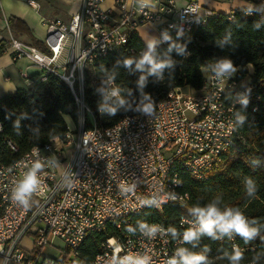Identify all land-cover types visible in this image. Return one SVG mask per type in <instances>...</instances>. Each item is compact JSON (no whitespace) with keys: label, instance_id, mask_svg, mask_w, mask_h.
Here are the masks:
<instances>
[{"label":"built area","instance_id":"2783aa9c","mask_svg":"<svg viewBox=\"0 0 264 264\" xmlns=\"http://www.w3.org/2000/svg\"><path fill=\"white\" fill-rule=\"evenodd\" d=\"M105 2H108L104 5ZM264 8V0H252ZM36 6L33 0H28ZM153 6L139 10L133 0H80L68 20L43 18L45 36L41 49L12 33L0 36V54L12 59L28 58L44 81L54 74L68 84L80 111L89 108L83 100L85 72L98 56L124 46L130 34L139 36L138 28L152 24L156 37L165 30L172 38L183 36L206 24L219 13L234 18L236 9L220 12L205 0H152ZM248 16V15H246ZM164 44V43H162ZM128 51L133 52V48ZM63 57V59H62ZM101 79V78H100ZM235 73L216 82L208 72L202 90L172 89L159 100L151 116L126 114L111 126H102L92 117L90 126L81 120L63 137H52L41 146H33L10 164L0 163V256L3 264H67L78 255L83 239L101 232L108 223L115 225L116 236L101 244L92 264H134L141 256L151 257V264H166L179 240L171 236L148 239L135 226L132 217L146 207L161 211L169 202H187L182 190V176L207 179L220 164L222 156L235 141L234 105H241V95L251 89L252 110L259 96L248 83L237 86ZM114 87H117L115 84ZM232 91L234 102H226ZM242 106V105H241ZM1 131V123H0ZM11 151L17 147L5 142ZM56 158L58 166L47 164L39 174L41 185L23 209L11 199V190L23 172L24 163L37 158ZM72 174V175H71ZM71 180V187L65 181ZM175 194L176 199H169ZM156 200L159 206L148 203ZM194 218L181 216L177 230L183 231ZM158 224L156 221H145ZM136 228L135 234L126 229ZM33 235L31 248L21 239ZM60 239L65 251L60 256L46 253L43 246ZM203 239V238H202ZM221 241V240H218ZM231 250L238 246L230 240ZM244 251V247H240Z\"/></svg>","mask_w":264,"mask_h":264},{"label":"trees","instance_id":"16d2710c","mask_svg":"<svg viewBox=\"0 0 264 264\" xmlns=\"http://www.w3.org/2000/svg\"><path fill=\"white\" fill-rule=\"evenodd\" d=\"M248 1L252 3V0ZM253 8L259 11L248 16L241 9H236L232 19L219 13L211 17L205 25L193 29L189 36H182L178 40L174 37L177 43L185 45L186 53H170L175 67L165 70L163 81H156L151 76L148 78L144 92L152 97L154 109L157 102L172 89L188 87L189 90H202L209 72L207 64L229 57L237 67L236 78L239 80L248 75V84L259 98L254 101L257 107L255 111L252 110V105H234L235 141L208 178L197 180L187 175L182 176V190L189 193V200L166 203L161 211L146 207L133 215L135 226L140 221H156L167 228H177L181 216H191L188 209L198 197L202 198L201 203H205L215 195H222L225 204L238 207L249 219L264 224V8L255 2ZM7 21L15 34L30 33L23 19L12 15ZM257 22L260 24L258 29L254 26ZM33 45L41 47L37 40H34ZM129 48L134 51H128ZM144 48L141 38L132 33L124 46L95 58L91 68L100 77L104 75V69L109 72L115 70L117 75L114 84L125 95L130 89L132 95L127 98L138 103L140 92L136 82L141 73H129L122 66H117V61L126 57H138ZM167 48V43L160 44L157 51L164 53ZM100 86L99 78L94 80L85 77L83 100L89 108V112H84L85 115L89 114L102 126H111L126 114L139 113L121 110L114 117L99 113L97 106L101 96L96 89ZM226 102H234L232 91L227 93ZM24 114L27 118H21ZM79 116L78 103L67 83L54 74H48L44 81L40 80L39 73L31 76V85L27 89H18L0 97V163L10 164L33 146H41L52 137H63L69 130L66 117L77 123ZM18 119L21 125L20 135L13 128ZM90 125L86 120L85 126ZM7 140L15 144L16 151L9 150L5 144ZM253 161L258 163L253 164ZM246 177H251L257 185L256 195L252 198L246 195L243 184ZM116 235L115 225L108 223L103 231L86 236L78 247L77 257L70 258L67 264H92L101 244L108 237ZM261 236H264V229ZM234 240L238 246L245 248L242 251L245 257L242 264H249L258 253H264V240L259 237L247 244L239 237H234ZM204 245L211 249L208 255L212 264H228L221 257L225 251H232L230 239L224 237L221 241H213L205 237L200 241L199 247L193 250L199 251ZM259 264H264V255L260 257Z\"/></svg>","mask_w":264,"mask_h":264},{"label":"clouds","instance_id":"9594fccd","mask_svg":"<svg viewBox=\"0 0 264 264\" xmlns=\"http://www.w3.org/2000/svg\"><path fill=\"white\" fill-rule=\"evenodd\" d=\"M134 4L139 10L150 8L153 6L152 0H133ZM254 11H259L256 8H247L246 15H251ZM257 29L260 24L257 22L254 25ZM183 36L182 31H177V40ZM167 30L163 31L159 38L154 37L146 41L145 48L138 57H126L122 61H117V66H122L129 73L139 71L141 75L137 80V89L140 92V99L138 103H134L127 97L132 95L130 89L127 90L126 95L120 87H114L117 73L115 70L109 72L104 69V75L101 77V86L96 89L100 94L101 99L98 102L97 110L104 115L114 117L118 112L134 111L139 112L145 116L153 114L154 101L152 97L144 92V88L148 83V78L154 77L156 81L164 80V73L166 69H173L175 62L170 56V53L175 51L177 54H185V45L177 43ZM167 43L168 48L164 53H159L157 48L160 44ZM207 68L211 73L212 79L216 82H223L229 79L237 71V67L229 57H223L213 60L207 64ZM251 89H247L241 95L240 103L246 107L249 103V94ZM21 118H27L24 114ZM242 125L243 118L240 119ZM14 131L17 135L22 134L20 129V120L14 122ZM56 158L40 159L39 157L31 162V164L24 163L23 167L26 169L22 177L16 181L11 190V199L14 203L25 210L31 208V200L36 194L41 185L39 174L44 170L46 164L49 167L58 166ZM258 161H253V164ZM72 175V174H71ZM65 186L71 187L72 181L64 182ZM246 195L252 198L256 195L257 185L251 177H246L243 181ZM169 199H176L175 194H171ZM202 198L198 197L194 204L188 209L191 216L194 218L190 222V226L182 232L177 228L169 226L167 229L158 224H149L147 222H138V230L148 239H155L157 234L160 236H171L173 240H179L181 245H190L191 247L180 246L174 250L170 258L166 260V264H212L208 253L211 251L210 247L204 245L199 251H194L200 245L202 238H209L213 241L222 240L224 237L233 239L239 237L246 244L257 239L258 237L264 240L261 236V231L264 229V224H260L255 219H249L238 207H231L224 203L222 195H215L205 203H201ZM150 205L159 206L156 200L148 201ZM221 204L224 206L221 207ZM126 231L130 234H135L136 228L129 226ZM264 253H258L254 258V264H259L260 257ZM222 259H225L228 264H242L245 257L238 246H233L231 252L225 251ZM123 264V261L120 262ZM134 264H151V257L148 255L141 256L134 261Z\"/></svg>","mask_w":264,"mask_h":264},{"label":"crops","instance_id":"0c3cea01","mask_svg":"<svg viewBox=\"0 0 264 264\" xmlns=\"http://www.w3.org/2000/svg\"><path fill=\"white\" fill-rule=\"evenodd\" d=\"M33 1L36 3V6L30 5L28 3V0H0V36L6 37L10 32L14 36L27 43L34 44V40H37L41 46L40 48L45 49L42 42L45 36V26L42 22L44 16L42 14V11L38 8L39 0ZM205 1L206 5L216 10H219L218 6L222 5L220 2H225L223 4H225L226 7H224L223 10H220L222 12H226L230 8H245L253 5L248 0ZM79 2L80 0L78 1L75 9L73 11H70L69 18L71 14L78 8ZM12 15L19 17L25 21V24L27 25L30 32L29 34H15L9 28L7 20ZM69 18L63 20H68ZM145 25H150L155 31V28L152 24ZM37 73H40V70L34 64H32V62L28 58L22 57L14 60L7 54H0V97L5 94L13 93L18 89H27L31 85V76ZM189 89L190 88L188 87L182 88V90L184 91H188ZM22 247L25 248L24 246ZM0 264H3V259L1 256Z\"/></svg>","mask_w":264,"mask_h":264},{"label":"rangeland","instance_id":"374dc122","mask_svg":"<svg viewBox=\"0 0 264 264\" xmlns=\"http://www.w3.org/2000/svg\"><path fill=\"white\" fill-rule=\"evenodd\" d=\"M79 0H39L38 8L42 11V14L45 19L47 18H53V17H59L62 19H67L69 18V13L70 11H73L78 4ZM226 1H231V0H226ZM236 1V0H235ZM108 2H105L107 4ZM222 5L218 6L219 10H223L224 7H226L225 2H220ZM256 6V5H255ZM222 12V11H220ZM138 33L140 35L141 40L143 41L144 44H146V41L149 39H152L156 37V32L150 25H142L138 28ZM85 77H90L94 80L99 78L101 82V77L96 74V72L91 68V66L87 67V70L84 74ZM249 81L248 75H245L243 78H239L237 86H242L245 85ZM87 111V110H86ZM88 112V111H87ZM81 120H88L91 122L92 116L85 115L84 111H80V116L78 119V123ZM66 121L68 124L69 130H73L74 126H77L78 123H73L72 120H70L68 117H66ZM33 239V235L31 233H26L22 239H21V245L24 246L25 248L29 249L31 248V242ZM43 249L46 253L52 255V256H60L64 253L65 248L63 242L55 238L51 243H47L43 246ZM253 262H250L249 264H252Z\"/></svg>","mask_w":264,"mask_h":264}]
</instances>
